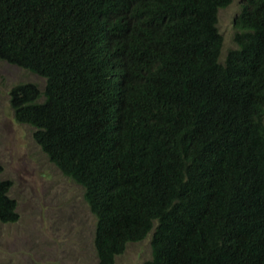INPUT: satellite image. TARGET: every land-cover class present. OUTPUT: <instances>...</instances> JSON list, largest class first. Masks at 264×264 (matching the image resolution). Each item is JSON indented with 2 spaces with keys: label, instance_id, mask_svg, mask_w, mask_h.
<instances>
[{
  "label": "trees",
  "instance_id": "1",
  "mask_svg": "<svg viewBox=\"0 0 264 264\" xmlns=\"http://www.w3.org/2000/svg\"><path fill=\"white\" fill-rule=\"evenodd\" d=\"M0 0L16 121L94 215L98 264H264V0ZM2 166L0 165V172ZM0 178V221L19 218Z\"/></svg>",
  "mask_w": 264,
  "mask_h": 264
},
{
  "label": "rangeland",
  "instance_id": "2",
  "mask_svg": "<svg viewBox=\"0 0 264 264\" xmlns=\"http://www.w3.org/2000/svg\"><path fill=\"white\" fill-rule=\"evenodd\" d=\"M242 0L219 8L223 36L221 59L235 47L233 18ZM31 82L43 89L45 78L0 59V172L12 181L9 194L19 218L0 221V264H98L93 247L94 215L83 189L63 175L32 136V126L15 120L9 92L13 84ZM152 255L150 234L129 242L114 264H141Z\"/></svg>",
  "mask_w": 264,
  "mask_h": 264
}]
</instances>
